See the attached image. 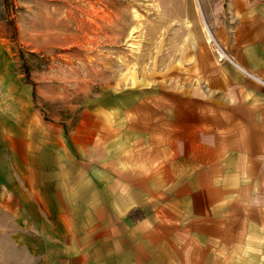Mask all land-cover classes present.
Wrapping results in <instances>:
<instances>
[{"label":"crops","instance_id":"crops-1","mask_svg":"<svg viewBox=\"0 0 264 264\" xmlns=\"http://www.w3.org/2000/svg\"><path fill=\"white\" fill-rule=\"evenodd\" d=\"M227 58L192 85L114 92L80 125L46 121L4 78L0 219L31 264H264V0H226ZM11 83V84H10Z\"/></svg>","mask_w":264,"mask_h":264},{"label":"rangeland","instance_id":"rangeland-1","mask_svg":"<svg viewBox=\"0 0 264 264\" xmlns=\"http://www.w3.org/2000/svg\"><path fill=\"white\" fill-rule=\"evenodd\" d=\"M226 0H0L4 78L29 87L32 108L64 132L111 106L114 92L192 85L196 55L202 69L217 60L211 12ZM212 38V36H211ZM11 84V83H10ZM11 220L0 219L4 230ZM0 233V243L10 234ZM0 264H31L24 251L0 252Z\"/></svg>","mask_w":264,"mask_h":264},{"label":"built area","instance_id":"built-area-1","mask_svg":"<svg viewBox=\"0 0 264 264\" xmlns=\"http://www.w3.org/2000/svg\"><path fill=\"white\" fill-rule=\"evenodd\" d=\"M214 49L216 51L217 60L219 62H221V61H223V60H225L227 58L226 54L224 53V51L221 49V47L218 44L214 45Z\"/></svg>","mask_w":264,"mask_h":264},{"label":"bare ground","instance_id":"bare-ground-1","mask_svg":"<svg viewBox=\"0 0 264 264\" xmlns=\"http://www.w3.org/2000/svg\"><path fill=\"white\" fill-rule=\"evenodd\" d=\"M205 31H206V34H207V36H208V39H209L210 41H212L211 35L209 34L207 28H205ZM214 45H217V44H214Z\"/></svg>","mask_w":264,"mask_h":264}]
</instances>
